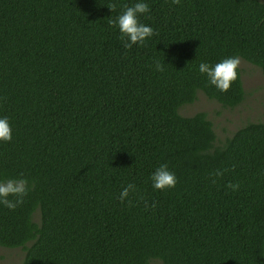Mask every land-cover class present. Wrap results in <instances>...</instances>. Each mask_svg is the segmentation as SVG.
I'll return each instance as SVG.
<instances>
[{
    "label": "trees",
    "instance_id": "trees-1",
    "mask_svg": "<svg viewBox=\"0 0 264 264\" xmlns=\"http://www.w3.org/2000/svg\"><path fill=\"white\" fill-rule=\"evenodd\" d=\"M132 2L0 0V116L13 126L0 178L31 184L0 205V246L23 249L22 264H264V122L217 144L205 112L180 114L201 92L244 102L239 65L225 92L197 66L238 54L264 74V0H147L154 35L126 50L108 21ZM161 163L177 183L153 190Z\"/></svg>",
    "mask_w": 264,
    "mask_h": 264
},
{
    "label": "clouds",
    "instance_id": "clouds-1",
    "mask_svg": "<svg viewBox=\"0 0 264 264\" xmlns=\"http://www.w3.org/2000/svg\"><path fill=\"white\" fill-rule=\"evenodd\" d=\"M177 2L178 0H173V3ZM149 11L150 6L147 0H133L131 4L124 5L122 11L114 19L108 21L109 25L118 30L119 39L124 49H130L133 45L142 46L154 35V29L140 20V16ZM239 64V55L233 54L216 63L201 61L197 66V71L206 77L210 85L220 92H225L237 79ZM154 67L158 72L164 71V64L159 59L154 60ZM12 134L13 126L10 118L7 115L0 116V143L11 141ZM221 174L220 171H215L216 176ZM149 180L153 190L161 191L173 188L177 183L176 174L168 167L167 163L156 166L150 173ZM214 182L215 180H213ZM227 187L235 191L239 188V183H229ZM30 189V181L23 174L0 178V205L8 209H15L23 202V198ZM130 190L135 191V185L132 183L122 188L119 194V199L122 202L128 197Z\"/></svg>",
    "mask_w": 264,
    "mask_h": 264
},
{
    "label": "rangeland",
    "instance_id": "rangeland-1",
    "mask_svg": "<svg viewBox=\"0 0 264 264\" xmlns=\"http://www.w3.org/2000/svg\"><path fill=\"white\" fill-rule=\"evenodd\" d=\"M242 80L246 93L244 102L235 108L223 107L218 102L199 93L197 100L180 109L183 116H192L198 112H205L214 124L217 144L227 138L249 122H264V74L262 71L245 61L240 60ZM39 220V214L35 216ZM25 256L23 249H8L0 246V264H22ZM151 264H162L153 261Z\"/></svg>",
    "mask_w": 264,
    "mask_h": 264
}]
</instances>
